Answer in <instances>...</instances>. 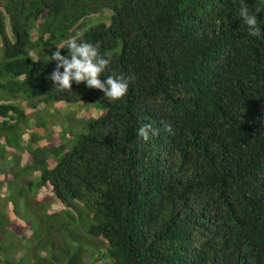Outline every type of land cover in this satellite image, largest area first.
Masks as SVG:
<instances>
[{
	"label": "trees",
	"instance_id": "trees-1",
	"mask_svg": "<svg viewBox=\"0 0 264 264\" xmlns=\"http://www.w3.org/2000/svg\"><path fill=\"white\" fill-rule=\"evenodd\" d=\"M245 2L259 37L240 0H0V115L25 116L5 101L21 93L106 109L51 168L32 149L40 184L91 219L59 228L106 241L104 264H264V0ZM103 7L108 24L94 21ZM81 32L111 57L101 79L130 78L123 99L86 83L61 91L49 78L55 47ZM32 33L43 46L33 62ZM145 124L160 129L147 142ZM17 125L1 120L0 131L19 143ZM66 252V264H90L82 244Z\"/></svg>",
	"mask_w": 264,
	"mask_h": 264
},
{
	"label": "rangeland",
	"instance_id": "rangeland-1",
	"mask_svg": "<svg viewBox=\"0 0 264 264\" xmlns=\"http://www.w3.org/2000/svg\"><path fill=\"white\" fill-rule=\"evenodd\" d=\"M109 12L107 7L101 8L94 21L104 20L108 24ZM32 40L28 53L31 62L36 57L34 50L43 49L42 39L34 33ZM121 47L120 41L115 50L120 51ZM67 54L68 50L63 55ZM6 96L5 101L20 106L25 116L0 115V120L18 123L17 127L24 128V140L33 136L34 141L16 143L10 140L9 131H0V264H39L41 257H55V264H66V250L80 244L90 264H104L109 259L106 241L91 236L77 240L60 229L63 221L70 230L79 225L87 227L91 219L82 220L84 204L61 202L49 186L40 184L41 171L34 169L32 149H43L37 159L44 156L51 168L87 130L88 121L105 114L106 109L89 98L47 100L45 96L34 98L23 93Z\"/></svg>",
	"mask_w": 264,
	"mask_h": 264
},
{
	"label": "clouds",
	"instance_id": "clouds-1",
	"mask_svg": "<svg viewBox=\"0 0 264 264\" xmlns=\"http://www.w3.org/2000/svg\"><path fill=\"white\" fill-rule=\"evenodd\" d=\"M240 5V16L247 25L248 35L259 37L261 28L257 24L256 15L250 14L245 0H240ZM256 12L259 13L260 9H256ZM83 35L82 32L77 33L75 36H71L66 44L55 47L51 60L56 62V67L49 78L55 87L61 91L71 92L73 82L77 85L86 83L88 88L102 91L109 102L123 99L128 93L130 78L113 72V74L107 75L105 79H101V76L111 67V57L102 56L99 45L84 41ZM61 49H67L68 54L63 55ZM163 130L169 134H174L171 124L164 123ZM159 132L160 129H154L151 124H145L138 130L137 135L147 142L150 133L158 135Z\"/></svg>",
	"mask_w": 264,
	"mask_h": 264
}]
</instances>
